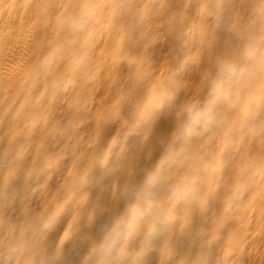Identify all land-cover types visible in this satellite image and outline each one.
<instances>
[{
  "label": "clouds",
  "instance_id": "obj_1",
  "mask_svg": "<svg viewBox=\"0 0 264 264\" xmlns=\"http://www.w3.org/2000/svg\"><path fill=\"white\" fill-rule=\"evenodd\" d=\"M31 3L0 0V19L6 25L17 19V9H22L19 25L6 35L17 31L26 44L35 29L43 26L50 37L47 47L38 46L36 59L24 69L26 99L39 91L41 99L48 97L50 111L58 99L87 88V103L91 104L104 73L111 84L99 100L90 147L99 144L109 125L118 120L121 123L102 152L64 180L43 207L32 205L49 191L66 158L67 146L29 171L28 187L20 197L29 207L10 229L5 226L12 201H0V264H143L153 252L158 254L157 264H169L194 212L207 214L222 188L226 194L220 212L210 217L207 230L196 234L178 264H243L245 256L256 253L249 220L256 212L264 217V0L246 20L233 23V54L200 73L197 88L207 89L203 98L190 96L178 108L175 103L188 86L178 76L189 64H201L205 50L215 47L221 20L218 11L212 14L209 10L220 9L223 0L213 4L205 0L193 22L197 40L186 46L180 69L159 74L153 71L150 52L156 37L141 50L131 51L123 20L131 15L138 24L155 29L167 26L172 33L186 17H166L169 0H41L29 13ZM209 15L213 19L206 24L204 19ZM98 46L100 56L107 54L103 67L97 60ZM114 49L115 60L111 55ZM124 63L131 83H118L117 70ZM141 85L145 102L139 108L130 106L125 116L123 104ZM168 115L173 127L168 139H158L162 148L159 160L138 181L134 180L135 169L127 170L121 192L124 207L104 226L103 237L97 241L98 216L109 209L97 202L84 219L90 188L103 179L117 152L124 150L133 135L144 127L150 135L160 118ZM36 123L32 122L33 129ZM20 135L14 132L0 152V158L11 165L8 177L28 150L27 144L17 142ZM27 135L30 137L32 131ZM118 185L116 181L113 187ZM81 232L79 244L68 249L69 241Z\"/></svg>",
  "mask_w": 264,
  "mask_h": 264
},
{
  "label": "rangeland",
  "instance_id": "obj_2",
  "mask_svg": "<svg viewBox=\"0 0 264 264\" xmlns=\"http://www.w3.org/2000/svg\"><path fill=\"white\" fill-rule=\"evenodd\" d=\"M17 2L22 3L23 0H17ZM204 2L205 0H169L166 17H179L180 15L186 17L185 21L177 26L172 33L168 32L167 26L161 29L149 28L144 24H138L136 18L131 15L125 17L123 31L128 48L133 52L139 51L152 36H155L157 42L153 46L154 48L150 49L154 73L159 74L164 70L169 73L177 72L185 58L186 46L197 40V29L193 27V22L197 19V13ZM208 2L213 4L215 0H208ZM260 2L261 0H223L220 9L210 8L209 11L212 14L219 12L221 20V27L216 33V45L211 51L205 50L201 64H189L186 70L178 76L179 79L187 82L188 86L176 101L175 108H178L190 96L198 94L203 98L207 89L201 91L197 88L200 73L205 68H213L216 60L233 54V47L236 43L235 33L232 29L233 23L236 20L241 22L246 20L249 13L259 7ZM39 3H41V0H32L28 10L29 13ZM21 12L22 9L18 8L17 19L10 21L7 25L3 19H0V61L3 60L1 63L2 70L0 69V152L7 146L11 135L17 131L21 132L17 142L28 145L24 159L16 165L11 177L7 176V170L11 166L10 163L0 158V201L10 200L13 204L9 210V222L5 226L6 229H10L19 223L23 219L26 207H29L20 199L28 187L26 174L29 171L40 166L48 155L56 154L67 146L66 158L57 170L49 191L44 193L39 200L34 201L32 205L43 207L57 193V189L62 183V177L70 176L73 172L79 171L94 154L102 152L121 123L118 120L109 125L105 129L99 144L94 148L90 147L88 141L92 136L93 118L100 108V98L106 94L111 84L110 79H104V73L101 74L98 81L100 88L91 104L87 103L89 97L87 88L79 94L58 99L52 105L50 111L47 107L49 104L48 97L44 96L41 99L39 91L33 92L31 97L26 99L24 77L21 79L19 71L21 66L28 63L32 55L36 53L32 43L33 40L31 37V42L25 44L21 34L17 31H11L10 35H6L10 28L15 29L19 25ZM212 19L213 16L209 15L204 19V23L210 24ZM25 22H30L27 16H25ZM46 32L47 30L44 32L41 43L44 47H47L50 39ZM11 47L13 50L10 54L12 59L10 62L6 61L8 67L3 68L6 52ZM99 50L100 47L98 46L97 60H101V67H103L107 54L101 53L100 56ZM116 52L117 50L114 49L111 54L113 60H115ZM33 61L28 63L27 67ZM117 71L118 83H131L128 79L130 70L126 63L121 64ZM145 98L143 85H141L140 90L130 96L123 104V114L125 116L129 114L130 106L133 109L139 108L145 102ZM63 107L65 109L64 115L54 116L56 109H62ZM175 108L171 110L173 113ZM166 111L168 110L166 109ZM45 117L47 118L46 122ZM33 121H37L34 129L32 128ZM172 127L173 119L171 115H168L166 118L163 116L160 118L150 135L147 127L140 129L139 134L133 135L127 141L124 150L117 152L103 179L99 183H94L90 188V200L84 209V219L86 220L87 212L97 202L102 203L109 209L103 215L98 216L97 224L103 218L107 217L108 219L101 224L97 241H100L103 237L104 226L110 224L113 215L118 214L124 207V198L121 195L124 184L120 183V180L125 179L129 168H134L136 172L135 179L138 181L146 170L151 169L156 164L162 153L158 139H168ZM30 130L32 135L29 137L27 134ZM145 135H148L147 140H145ZM81 137H83V140H80ZM78 140L80 141L79 144H77ZM256 150L254 145L252 151L255 152ZM229 172H231V169ZM116 181L119 182V185L114 188L113 185ZM225 194L226 188H222L211 201L207 214L202 215L199 211L194 212L189 229L184 237L178 241L169 264H178L185 257L196 234L201 229L207 230L210 217L220 212ZM262 225H264V217L260 216L258 212L253 213L249 220V232L252 235V243L257 245V251L250 257L245 256L243 264H264V227ZM82 234V232L77 233L66 247L68 249L76 247ZM55 238L54 234L52 239ZM229 254L226 253V255ZM157 259L158 254L153 252L145 258L143 264H157Z\"/></svg>",
  "mask_w": 264,
  "mask_h": 264
},
{
  "label": "bare ground",
  "instance_id": "obj_3",
  "mask_svg": "<svg viewBox=\"0 0 264 264\" xmlns=\"http://www.w3.org/2000/svg\"><path fill=\"white\" fill-rule=\"evenodd\" d=\"M45 30H46V29L43 28V26H38V27L35 29L33 35L31 36V37H32V40H33V41H32V43H33V47H34L36 53L32 55V57L30 58V61H29L28 63H30L31 61L35 60L36 57H37V55L39 54L40 48H39L38 46H40L41 43H42V38H43V36H44V32H45ZM153 48H154V47H152V49H153ZM12 51H13V50H12V47H11V48H9L8 51L6 52L5 60H4V63H3V68H5V66L8 67V64L6 63V61H9V62H10V60L12 59L11 56H10V54H11ZM2 62H3V60L0 61V69L2 68V65H1ZM28 63H26V64H24L23 66H21V70L19 71L20 76H21V79L24 77V75H23V73H24V69L27 68ZM17 66H18V65H17ZM1 70H2V69H1ZM56 110H57V111L54 113V116H57V115H64V113H65V111H64V110H65L64 107H63L62 109L57 108ZM68 177H69V175L66 176V177H62V182H63L64 180H66ZM134 180L137 181L135 178H134ZM120 181H121L120 183L124 184L125 179H121ZM105 219H106V220H105ZM107 219H108L107 217H106V218H103V219L101 220V222L98 223V224L96 225V229H95V234L97 235V236H96V239H97V237L99 236V233H100V230H101V224L104 223V221L106 222Z\"/></svg>",
  "mask_w": 264,
  "mask_h": 264
}]
</instances>
